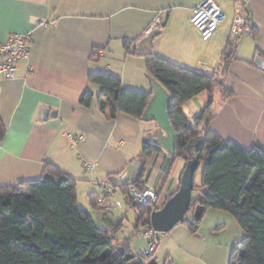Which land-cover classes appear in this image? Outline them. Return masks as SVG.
Returning <instances> with one entry per match:
<instances>
[{
  "label": "crops",
  "instance_id": "1",
  "mask_svg": "<svg viewBox=\"0 0 264 264\" xmlns=\"http://www.w3.org/2000/svg\"><path fill=\"white\" fill-rule=\"evenodd\" d=\"M201 1L0 0V43L14 33L30 35L29 56L18 61L14 78L0 73V115L6 128L0 142V185L37 179L51 163L77 180V202L82 189L91 207V193H101L102 185L133 161L142 164L143 142L156 122L125 113L111 119L96 102L83 106L80 97L88 88L99 94L89 73L103 69L121 77L126 89L150 91L145 56L136 48L128 52L124 43L139 41L153 29L160 30L152 44L156 54L188 68L220 71L235 8L227 0H215L226 16L203 39L189 20ZM246 14L247 27L234 43L239 58L223 77L233 94L224 97L215 90L210 128L247 149L264 148V62L263 67L255 63L257 56L264 59V0H249ZM157 17L161 23L155 26ZM94 52L99 56L93 58ZM209 96L204 90L183 103L190 121ZM43 108L57 114L44 119ZM185 166V159L163 151L150 158L141 180L158 190L160 205L179 188ZM107 208L99 213L104 224Z\"/></svg>",
  "mask_w": 264,
  "mask_h": 264
},
{
  "label": "trees",
  "instance_id": "2",
  "mask_svg": "<svg viewBox=\"0 0 264 264\" xmlns=\"http://www.w3.org/2000/svg\"><path fill=\"white\" fill-rule=\"evenodd\" d=\"M136 42L125 41V49L135 51ZM92 56L96 58L99 53ZM238 58L235 45L228 42L220 71L188 68L155 52L145 55V68L173 96L169 116L176 135L175 158L187 161L195 156L199 165L204 162L201 184L194 183V189L207 188L209 193L204 199H192L190 210L202 204L204 208L230 212L245 230L244 238L232 249L230 264H264V148L247 149L224 140L210 128L215 115L214 92L219 89L224 97L233 94L223 77ZM89 82L100 91L95 95L91 88L86 89L80 97L83 106L91 107L96 102L111 119L120 113L142 119L150 91L126 89L121 77L109 71L89 73ZM204 90L209 91V99L203 111L190 121L182 105ZM5 133L0 115V142ZM155 152L162 150L145 140L140 153L143 172L131 186L145 187L141 179ZM76 185L74 177L51 163L37 179L0 185V264H147L155 258L115 242L122 223L107 212L104 226H98L89 210L78 204ZM131 186L121 189L127 202L136 208L139 231L140 225L152 226L149 213L157 207L131 203ZM100 197L97 192L89 195L91 207H98ZM200 219L188 222L192 232H197Z\"/></svg>",
  "mask_w": 264,
  "mask_h": 264
},
{
  "label": "rangeland",
  "instance_id": "3",
  "mask_svg": "<svg viewBox=\"0 0 264 264\" xmlns=\"http://www.w3.org/2000/svg\"><path fill=\"white\" fill-rule=\"evenodd\" d=\"M227 1L233 4L232 0ZM106 59L103 62H106ZM105 70L103 69V71ZM203 167L204 162H201L195 172L196 186L201 184ZM108 184L114 188L111 198L114 205L107 210L115 221L122 223L115 237L117 243H125L132 252L146 255L148 239L143 235L146 226L140 225L138 231L136 208L127 202L121 187H115L110 182ZM81 190H79L78 204L81 206L86 204L89 210L93 212L96 224L100 227L104 226L101 215H99L104 209L90 207L84 200ZM201 195L202 190L196 187L193 190L192 198L201 199ZM194 210L195 208L189 210L183 221L177 223L171 230L158 232L160 242L154 254L157 262L160 264H168L169 262L173 264H230L232 249L244 238L245 230L230 212L220 208L207 207L200 219L197 232H192L188 222L194 221Z\"/></svg>",
  "mask_w": 264,
  "mask_h": 264
},
{
  "label": "water",
  "instance_id": "4",
  "mask_svg": "<svg viewBox=\"0 0 264 264\" xmlns=\"http://www.w3.org/2000/svg\"><path fill=\"white\" fill-rule=\"evenodd\" d=\"M160 33L159 29L149 31L142 39L136 42V53L139 55H150L153 53L152 44L154 38ZM264 59L260 56L255 58V63L263 67ZM151 85L148 103L142 114V120L155 121L156 126L146 133V141L159 147L164 153L175 157L176 135L169 116V108L173 101L171 92L152 74L147 73ZM56 111L43 108L41 117L46 119L49 115H56ZM199 167V160L193 156L186 161L185 169L181 175L180 186L166 201L157 209L149 213V221L157 232L171 230L177 223L183 221L192 204V194L195 183V172ZM142 164L133 161L119 176L110 177L115 187L131 186L137 182L142 172ZM203 195L209 193L207 188L202 189ZM205 208L198 204L194 210V218L202 217ZM147 264H160L156 258L149 260ZM168 264H173L169 262Z\"/></svg>",
  "mask_w": 264,
  "mask_h": 264
},
{
  "label": "built area",
  "instance_id": "5",
  "mask_svg": "<svg viewBox=\"0 0 264 264\" xmlns=\"http://www.w3.org/2000/svg\"><path fill=\"white\" fill-rule=\"evenodd\" d=\"M232 1L235 8V18L230 41L234 44L243 28L247 27L246 5L249 0ZM225 16L222 7L215 0H202L194 9L189 20L202 38L208 39L217 30ZM160 23L161 19L157 17L155 26ZM29 43L30 35L28 33H14L5 42L0 43V73L4 77L14 78L18 61L29 56ZM113 192L114 188L111 185H102L98 206L105 208L114 205L110 197ZM128 197L131 203L142 205H160L161 200L158 190L152 186H145L144 188L131 186ZM143 235L148 239L147 254L154 255L160 242L158 232L152 226H146Z\"/></svg>",
  "mask_w": 264,
  "mask_h": 264
},
{
  "label": "bare ground",
  "instance_id": "6",
  "mask_svg": "<svg viewBox=\"0 0 264 264\" xmlns=\"http://www.w3.org/2000/svg\"><path fill=\"white\" fill-rule=\"evenodd\" d=\"M155 205H156V207H157V208H159V207H160V205H157V204H155Z\"/></svg>",
  "mask_w": 264,
  "mask_h": 264
}]
</instances>
